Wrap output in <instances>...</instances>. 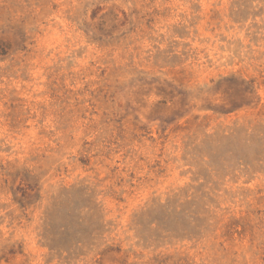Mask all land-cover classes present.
Here are the masks:
<instances>
[{
    "label": "rangeland",
    "instance_id": "1",
    "mask_svg": "<svg viewBox=\"0 0 264 264\" xmlns=\"http://www.w3.org/2000/svg\"><path fill=\"white\" fill-rule=\"evenodd\" d=\"M0 264H264V0H0Z\"/></svg>",
    "mask_w": 264,
    "mask_h": 264
}]
</instances>
